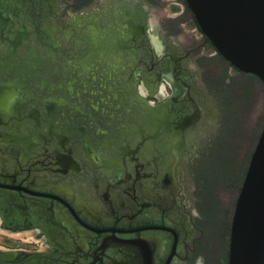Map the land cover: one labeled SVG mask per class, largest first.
<instances>
[{
  "label": "flooded vegetation",
  "instance_id": "obj_1",
  "mask_svg": "<svg viewBox=\"0 0 264 264\" xmlns=\"http://www.w3.org/2000/svg\"><path fill=\"white\" fill-rule=\"evenodd\" d=\"M152 1L0 0V229L37 240L0 248L11 264H197L209 251L226 204L197 185L228 127L221 90L237 87L232 70L253 75L185 4L168 2L165 24Z\"/></svg>",
  "mask_w": 264,
  "mask_h": 264
},
{
  "label": "water",
  "instance_id": "obj_2",
  "mask_svg": "<svg viewBox=\"0 0 264 264\" xmlns=\"http://www.w3.org/2000/svg\"><path fill=\"white\" fill-rule=\"evenodd\" d=\"M184 2L217 53L234 69L256 76L264 85V0ZM12 260L10 254L0 256V264ZM227 264H264V124L235 202Z\"/></svg>",
  "mask_w": 264,
  "mask_h": 264
},
{
  "label": "rangeland",
  "instance_id": "obj_3",
  "mask_svg": "<svg viewBox=\"0 0 264 264\" xmlns=\"http://www.w3.org/2000/svg\"><path fill=\"white\" fill-rule=\"evenodd\" d=\"M184 0H156L152 1L151 12H159L158 22L165 24L171 23L172 19L166 15L174 14L172 7L167 5L168 2H177L181 5ZM186 5V4H185ZM187 8V6H186ZM188 10V8H187ZM189 16L193 17L190 11H187ZM190 29L194 30V25L190 22ZM181 35L185 33L182 29L179 30ZM191 34V33H190ZM182 38V37H181ZM231 82H237L236 88H226L221 90L224 104L226 106L225 118H227V128L215 143V151L213 158L210 156L209 164L204 168V177H201L199 188L205 189L211 197L212 205L218 200H222L226 204V209L222 212L220 221L222 224L211 226L209 228L208 238L212 241L210 249L204 258V264H227L228 248H229V231L230 219L233 214V205L236 200L245 172L248 166L249 159L252 155L255 144L264 124V85L256 76H244L247 80L236 73L231 72ZM244 81L257 85L252 94L246 93L242 89ZM262 90V91H261ZM262 92V93H261ZM251 95V96H250ZM250 101L252 105L249 107ZM245 103V105L243 104ZM202 179V180H201ZM204 192H199V194ZM205 194V193H204ZM231 204V207H230ZM216 207V206H215ZM224 217V218H223ZM20 231H17L19 233ZM2 233V234H1ZM8 232L0 229V248H33V244H28V239L36 240L33 232H28L27 236L17 238L15 233L7 234ZM7 234V235H3ZM22 234V233H20ZM213 235V240L210 236ZM34 237V238H33Z\"/></svg>",
  "mask_w": 264,
  "mask_h": 264
},
{
  "label": "clouds",
  "instance_id": "obj_4",
  "mask_svg": "<svg viewBox=\"0 0 264 264\" xmlns=\"http://www.w3.org/2000/svg\"><path fill=\"white\" fill-rule=\"evenodd\" d=\"M141 95H146V93L143 90H141ZM197 264H204V258L203 257H199L197 259Z\"/></svg>",
  "mask_w": 264,
  "mask_h": 264
},
{
  "label": "bare ground",
  "instance_id": "obj_5",
  "mask_svg": "<svg viewBox=\"0 0 264 264\" xmlns=\"http://www.w3.org/2000/svg\"><path fill=\"white\" fill-rule=\"evenodd\" d=\"M23 236V234H17V237H22Z\"/></svg>",
  "mask_w": 264,
  "mask_h": 264
},
{
  "label": "crops",
  "instance_id": "obj_6",
  "mask_svg": "<svg viewBox=\"0 0 264 264\" xmlns=\"http://www.w3.org/2000/svg\"><path fill=\"white\" fill-rule=\"evenodd\" d=\"M23 238V237H22ZM2 249V248H1Z\"/></svg>",
  "mask_w": 264,
  "mask_h": 264
}]
</instances>
